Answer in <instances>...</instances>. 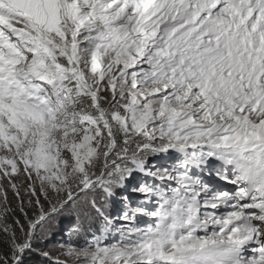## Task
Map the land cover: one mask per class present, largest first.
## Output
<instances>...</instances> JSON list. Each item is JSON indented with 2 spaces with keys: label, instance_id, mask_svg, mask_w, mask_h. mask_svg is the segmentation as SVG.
<instances>
[{
  "label": "snow or ice",
  "instance_id": "6c2138e0",
  "mask_svg": "<svg viewBox=\"0 0 264 264\" xmlns=\"http://www.w3.org/2000/svg\"><path fill=\"white\" fill-rule=\"evenodd\" d=\"M0 264H264V0H0Z\"/></svg>",
  "mask_w": 264,
  "mask_h": 264
}]
</instances>
